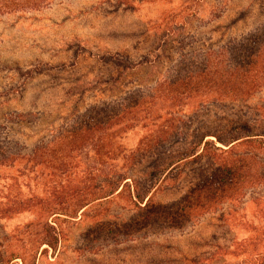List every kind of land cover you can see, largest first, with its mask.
Returning <instances> with one entry per match:
<instances>
[{
  "label": "rangeland",
  "instance_id": "obj_1",
  "mask_svg": "<svg viewBox=\"0 0 264 264\" xmlns=\"http://www.w3.org/2000/svg\"><path fill=\"white\" fill-rule=\"evenodd\" d=\"M263 19L264 0H0V134L11 150L29 152L91 104L152 84L180 57H203ZM203 119L221 136L239 119L264 134V87L244 101L208 104L183 127L171 158L200 141L195 130ZM136 140L130 133L125 144ZM8 169L0 168V237L32 218L6 214L8 177L15 174ZM183 171L151 199H179L191 183L189 168ZM250 189L187 219L143 229L108 223L96 235L87 217L64 222L60 244L39 253L37 264H256L264 255V184ZM97 209L111 221L139 212L116 197Z\"/></svg>",
  "mask_w": 264,
  "mask_h": 264
},
{
  "label": "trees",
  "instance_id": "obj_2",
  "mask_svg": "<svg viewBox=\"0 0 264 264\" xmlns=\"http://www.w3.org/2000/svg\"><path fill=\"white\" fill-rule=\"evenodd\" d=\"M263 87L264 19L203 57H180L152 84L91 104L29 152L11 150L0 134V168L15 170L6 214L32 215L0 237V264H37L39 253L57 248L61 224L70 220L87 217L96 235L108 223L143 229L187 219L263 185L264 134L242 119L227 123L226 136L207 130L203 119L195 130L200 141L178 158L170 155L171 145L184 139L183 127L208 104L244 101ZM130 133L137 136L132 146L125 144ZM184 166L191 179L185 193L172 203L154 202L153 192L179 181ZM111 197L127 198L138 214L108 220L97 207ZM91 208L97 210L90 216ZM256 264H264V255Z\"/></svg>",
  "mask_w": 264,
  "mask_h": 264
}]
</instances>
